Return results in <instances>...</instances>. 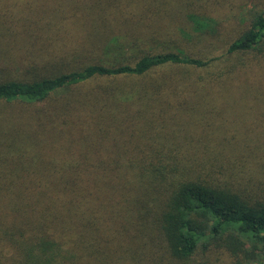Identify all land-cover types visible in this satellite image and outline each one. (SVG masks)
<instances>
[{
  "label": "trees",
  "instance_id": "1",
  "mask_svg": "<svg viewBox=\"0 0 264 264\" xmlns=\"http://www.w3.org/2000/svg\"><path fill=\"white\" fill-rule=\"evenodd\" d=\"M245 2L203 57L164 41L219 34L233 0H0V264H264V118L219 100L264 98Z\"/></svg>",
  "mask_w": 264,
  "mask_h": 264
},
{
  "label": "rangeland",
  "instance_id": "2",
  "mask_svg": "<svg viewBox=\"0 0 264 264\" xmlns=\"http://www.w3.org/2000/svg\"><path fill=\"white\" fill-rule=\"evenodd\" d=\"M233 3L237 5V10H234L233 12L226 10L224 12L225 19L229 16L231 19L223 25V27L220 29V33L216 35H210L206 34L203 40H199L197 36L195 35L193 31H186L181 30L177 31L176 35L171 37H166V42L169 47L175 50L180 49L183 50L186 54H196L203 57L206 56H216L220 55L223 51L226 50V46L230 42V39L233 38L236 34H238L246 22L244 19L245 16H242L241 14L244 13V10L246 8H250V3L245 2V0H233ZM241 6V8H240ZM221 10H218L220 12ZM223 11L220 13V16H222ZM209 15L215 17V13L212 12ZM81 16L79 15V18ZM191 25V24H190ZM182 26L179 25V28ZM211 37L212 39H209L210 42H212V47L208 43V38ZM159 46V45H158ZM157 47V46H155ZM161 47V46H159ZM164 48V47H163ZM156 49V48H154ZM169 50V49H167ZM91 56V55H90ZM98 56H95V59H97ZM123 61L126 59V57H122ZM234 59V58H231ZM229 61H233V60ZM103 60V59H102ZM128 60V59H126ZM63 63L66 65L67 61H63ZM172 71L177 73L180 76L185 75L186 73L193 72V73H199L203 74L205 70H201L199 68H191V67H173ZM66 89L59 90L55 93V97L60 98L61 95L62 98H77V95L67 93ZM65 94V95H64ZM220 102L224 103L227 102V106L223 108V114L225 117H229L232 121L231 126L240 124L242 126L249 125L253 123L254 117L258 115H262L264 118V98H220ZM197 111H200V108H194L190 111H188V114L190 116L196 115ZM180 115V114H179ZM195 124V123H194ZM249 264H255V263H249Z\"/></svg>",
  "mask_w": 264,
  "mask_h": 264
}]
</instances>
